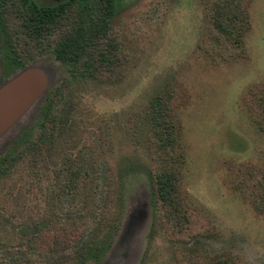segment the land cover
Returning <instances> with one entry per match:
<instances>
[{
  "label": "rangeland",
  "instance_id": "rangeland-1",
  "mask_svg": "<svg viewBox=\"0 0 264 264\" xmlns=\"http://www.w3.org/2000/svg\"><path fill=\"white\" fill-rule=\"evenodd\" d=\"M213 1L117 0L104 43L112 46L108 62L83 77L77 67L55 62L52 50L65 30L93 14L94 0L75 1L69 22L40 44L17 37L14 48L25 65L18 73L40 71L47 88L1 136L0 155L35 123L51 88L63 89L69 127L58 141L63 153L43 152L36 170L26 152L0 178V264L14 250L27 253L23 227L48 222L52 231L37 242L46 250L55 238L61 246L72 230L75 238L91 225L94 210L101 232L120 224L131 197L149 198L144 175L155 177L163 164L177 177L176 211L169 213L153 193L148 217L139 211L146 218L140 236L130 249L118 245L110 261L264 264V0H244L247 27L238 48L213 29ZM20 21H11L14 29ZM9 42L0 36V45ZM157 98L169 100L177 151L149 140L146 114ZM36 138L33 131L31 144ZM76 156L94 158L104 173L97 189L88 181L81 199L61 206L53 163ZM78 207L83 222L62 213Z\"/></svg>",
  "mask_w": 264,
  "mask_h": 264
},
{
  "label": "trees",
  "instance_id": "trees-1",
  "mask_svg": "<svg viewBox=\"0 0 264 264\" xmlns=\"http://www.w3.org/2000/svg\"><path fill=\"white\" fill-rule=\"evenodd\" d=\"M75 1L84 0H61L58 4L45 7L44 13L32 11V16L20 21L19 26L12 31L8 27H1L5 38L10 39L6 45H2L0 50L1 64L0 77L17 74L25 68L21 61L20 54L15 51L14 45L20 34H24L31 40L41 43L52 35L53 28L66 25L70 19L65 14H70L75 6ZM117 0H94L93 14L80 19L77 24L65 30L61 34L52 50V57L55 62L67 68H76V74L80 76L93 75L99 67L98 63L108 62V54H111L112 46L106 43V33ZM244 0H214L209 6V21L217 35L228 44L240 47L243 35L247 27V14L245 12ZM62 16V17H60ZM65 16V17H64ZM68 17V15H67ZM2 36V35H1ZM12 42V44H11ZM73 74V73H72ZM4 76V77H3ZM63 97L62 88H51L44 96L41 104L37 108L35 123L22 132V134L8 144L7 148L0 155V178L7 174L15 158L20 159L26 152L31 153L32 165L37 170L40 157L43 152L47 156H56L63 153L58 144L59 138L68 131V114ZM146 127L149 140L170 146L171 151L176 150L172 137L175 133V125L171 122V112L169 100L157 98L149 105L146 114ZM33 131H37V138L31 144ZM95 159L86 160L84 156L74 158L64 157L62 164L57 167L53 163V174L56 176L55 187L59 189L55 200L59 205L64 206L74 204L75 200L82 197L85 184L90 181L99 182V173H104V167L95 165ZM101 167V169L99 168ZM48 169L46 168V171ZM35 175L37 173L35 171ZM145 180L148 187L149 198H130V204L126 208L125 216L120 224L109 223L107 230L101 232L102 220H98L95 210L90 213L92 224L83 228L75 238H72L73 230L68 234L71 237L58 245L57 238L46 250H41L37 242L42 235L52 231L48 228V222L36 223L24 228V234L29 237L27 253L14 250L10 257L6 258L7 264H35L31 259H38V264H114L111 255L116 251L118 245L130 249L133 247L135 239L141 234V228L146 221L145 217H140L139 211H144L149 215V207H152L153 193L161 205L168 209L169 213L176 211L175 202L177 199V177L169 165L163 164L162 170L152 176L146 173ZM126 189L125 187L122 190ZM93 191V201L98 199V193ZM63 208V207H62ZM61 208V209H62ZM84 210L78 207L74 213L64 212L66 219H81L83 222L86 215H82ZM75 215V216H74ZM88 218V217H87ZM87 225V222L84 226ZM51 229V230H50ZM125 258L117 259V264L123 263ZM226 264V263H224Z\"/></svg>",
  "mask_w": 264,
  "mask_h": 264
},
{
  "label": "water",
  "instance_id": "water-1",
  "mask_svg": "<svg viewBox=\"0 0 264 264\" xmlns=\"http://www.w3.org/2000/svg\"><path fill=\"white\" fill-rule=\"evenodd\" d=\"M46 88V76L36 69H27L0 86V138L34 105Z\"/></svg>",
  "mask_w": 264,
  "mask_h": 264
},
{
  "label": "flooded vegetation",
  "instance_id": "flooded-vegetation-1",
  "mask_svg": "<svg viewBox=\"0 0 264 264\" xmlns=\"http://www.w3.org/2000/svg\"><path fill=\"white\" fill-rule=\"evenodd\" d=\"M61 0H0V36L4 35L1 27H8L9 31H12L14 23V19H28L32 16V11H39L44 13L45 7H51L52 5H56ZM67 19H70L73 15V10L70 14H65ZM68 15V17H67ZM62 17V16H60ZM65 17V16H64ZM56 28H53L52 34L55 32ZM2 45H0L1 50ZM0 65L1 64V55H0ZM19 74V73H18ZM16 76L12 75L7 78V76L3 79L0 77V86L10 81L12 78ZM4 77V76H3Z\"/></svg>",
  "mask_w": 264,
  "mask_h": 264
}]
</instances>
